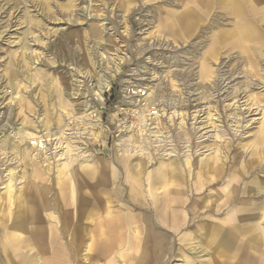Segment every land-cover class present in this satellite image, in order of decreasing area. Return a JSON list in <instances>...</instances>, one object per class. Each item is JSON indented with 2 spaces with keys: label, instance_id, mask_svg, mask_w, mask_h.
I'll return each instance as SVG.
<instances>
[{
  "label": "rangeland",
  "instance_id": "obj_1",
  "mask_svg": "<svg viewBox=\"0 0 264 264\" xmlns=\"http://www.w3.org/2000/svg\"><path fill=\"white\" fill-rule=\"evenodd\" d=\"M257 1L252 12L241 3L237 15L214 0H0L3 264H48L52 249L58 264H264V44L250 52L262 63L256 73L235 45L241 18L264 30V0ZM195 3L199 21L186 17ZM19 131L30 136L17 140ZM46 132L52 136L40 150L36 136ZM67 144L75 181L61 166ZM159 167L166 178L156 181ZM8 171L10 199L2 189ZM127 171L142 184L141 203L124 211L136 219L134 249H77L105 206L84 215L87 207L76 213L59 199L69 200L74 184L77 197L110 203L113 187L130 191ZM33 182L47 193L37 194ZM163 205L181 221H157L154 208ZM66 210L80 231L70 249L60 233ZM149 232L164 238L159 247Z\"/></svg>",
  "mask_w": 264,
  "mask_h": 264
},
{
  "label": "bare ground",
  "instance_id": "obj_2",
  "mask_svg": "<svg viewBox=\"0 0 264 264\" xmlns=\"http://www.w3.org/2000/svg\"><path fill=\"white\" fill-rule=\"evenodd\" d=\"M219 1H222L223 3H225V6H229L231 12H233L234 14H237V15H240L239 12H240L241 3L243 5H245V6H247L249 8L250 12L255 11V9L257 8V7H255L254 3H259L257 0H214V4L219 3ZM237 1L240 4H238ZM196 2H198V0H196ZM199 5H200L199 3H195L193 5L194 7L190 8V10H188V13H187L186 17H188V15H189L190 17L193 18L194 21H199L200 20L199 19V16H200V12L199 11L202 12L201 9H203ZM216 12L218 13V11H216ZM231 20H232V18L230 19V21ZM242 21H243V18H241V20H240V25L237 24V26H236V27L240 28L241 30H240L239 34L235 33V35H236V43H235V45H237V46L241 45V47H242L241 54L244 56L243 57L244 61L250 66V69L255 72V70H258L257 68L260 67L259 70L261 71V68H262L261 64L262 63H260L259 61L256 62L255 61L256 58L254 57L255 54L252 55L250 52H251L252 48L256 49L257 47H260V49H261L262 45L264 44V34H263L264 30L261 31L260 29H258L255 26V24H254L255 20H254V22H250L249 20H246V21L243 22V24H241ZM238 22H239V20H238ZM215 24H217V27L221 26V23L219 22V17L218 18L216 17V19H214V25ZM226 35L227 34L220 35L217 38H215L216 45H218L219 42H222V39ZM244 43H247V45H245ZM253 43H255V44H253ZM214 47H216V46H214ZM261 58L264 61V55ZM263 66H264V62H263ZM203 74L207 75V76L210 75V72H209L207 67L204 68ZM53 87H54V91H55V95H56V99H55L56 106L62 112H65L66 108L68 107V103L64 101V98L62 97L61 92H60L59 82L56 79L53 81ZM107 87H109V86L107 85ZM66 115H67V113H66ZM262 126H264V123L262 124ZM59 133L62 134V132H59ZM28 136H30V135L27 134L26 131H19L18 137L16 139L18 140L21 137H28ZM51 136L52 135H49L48 132H46L42 136H38V137L36 136V139L38 140V142L36 140L37 148H39L40 150L43 149L44 148V142L46 140H49L51 138ZM60 137H61V135H60ZM60 137H57L58 140H59ZM65 139H67V138H65ZM60 140H61V138H60ZM141 140H139V141H141ZM122 142H124V141H122ZM68 143L71 144V142H68ZM125 145H126V143H125ZM128 145H130V144H128ZM55 146H56V144H55ZM70 149H71V146L69 147L68 144L65 146V148H63V150H65L64 151L65 153H63V154L66 157L65 159H66L67 162H63L62 161L61 166L64 168L65 171H67V173H69L71 175L72 180L75 181V174L70 169V165L72 163H69L70 158H71V157H69V156H71L70 155V152H71ZM73 151H75V149ZM60 154H62V153H59L57 156L61 157L63 155V154L62 155H60ZM60 157H58L57 159H60ZM74 157L75 156H72V158H74ZM58 164H60V163H58ZM59 167H60V165L58 166V168ZM128 170H130V169H128ZM138 170H139L138 172L140 173L142 171V168H139ZM58 171L60 172V168L58 169ZM170 172H171V170H170ZM113 176H118V173L113 171ZM168 176H169V174H168ZM136 177H137V179H136ZM155 177L157 179L156 181H160V180H163V179L166 178L165 174L162 173L161 167L158 168V173L155 175ZM148 180H150L149 176L147 177L146 181H148ZM126 181L128 183L127 187H129V189H130V191H128V193H127V196L123 194V193H125V191H122V190L118 189L117 187H113V189L110 192H108L109 200H111L110 203L115 204V207H116L115 210L112 209L111 206H109L110 203L107 202V201L104 204L101 201L102 204L100 202L99 205H97L99 199L96 196L94 198L91 197V196H88V195L87 196L85 195L83 197H80V196L77 197V191H76V188H75L74 184L72 185V187L70 189L69 200L68 199L67 200L63 199L60 202V199H59L58 202L60 203L62 209L63 208L68 209L69 207H72L74 209L76 208V213H78V211L80 209L82 210V209L87 207V209L83 210L84 215L85 214L86 215H90L92 212L95 211L96 207H98V206L100 208H101V205L105 206L104 207L105 212H104L103 215L98 214V216L96 218L97 220H96L95 226L93 228H91V230H89V231L87 229H84V231H83V229L81 230V231L85 232L86 235H88V237H89L88 238V243H86L84 241L85 236H83L82 237V239H83L82 242L80 241V242H76L75 243V247L77 249H79L82 244H85L86 245L85 247H88V248H91V247L100 248L101 247V248H104V250L107 251V252L112 251L113 247H116L118 249H123V248H125L127 246L131 250L134 249V247H133V246H135L134 239H133V238H135L134 231H135V233H138L137 227L135 226V229L133 227V225L136 223V219H135V217H133L132 214H130V212H127L125 214L124 211L127 210V206H129V207L131 206L133 208L134 207V203H136V202L141 203L140 199L142 197V193H141L142 184H141L139 175H136V173H135V175H133V173H131L129 171H127ZM156 181H154V182L151 181V184H149V185L152 187L153 184L157 183ZM2 183L4 184L2 189L4 190V193L10 199L11 196H12V190H13V174H12L11 171L7 172L6 178L4 179V181H2ZM33 187L35 188V191H36L37 194H43V196H44L47 193V189H45V186H43L42 188L38 187L36 182H33ZM197 189H199V188H197ZM101 191H103V189ZM154 192H155V190H153V192L150 191L149 194L152 197V202L155 204V200L153 198V197H155ZM59 195H58V197H59ZM29 198L30 197H28V199H26V203L29 202V200H30ZM124 198L128 199V201L131 202L132 205L130 203H127V202L124 203L123 202ZM136 200H138V201H136ZM90 204H94V205L91 206ZM40 206L44 207L45 210L47 209L46 210L47 212L50 209V205L49 204L45 205V204L41 203ZM154 209H155V212H156V216L155 217L158 219L157 221H160V223H162L161 221H163L165 224H167V223L169 224V222H176L177 223L178 221H181L180 217L175 215V213H174L175 211H174L173 207L168 208L167 206L163 205V206H161V208L159 210L157 209V207H155ZM40 210H42V209H40ZM43 212H45V211H43ZM31 214H32V218L31 219L35 221L34 227H32V230L34 232L31 235H32V238L35 240V242L40 244L41 243V238H43L41 236L42 233H41L40 228L35 226V224L38 222L37 219H39V218H37L38 215L34 216L33 212H31ZM61 218L63 220V228H62L60 233H62L64 235L66 234V243H67L66 249H70V247L72 246V243L75 240V237L73 235L76 236V233H78V232L80 233L79 227L77 226L78 225V217L76 219L75 215L74 216L72 214L70 215L69 211L66 210L64 215H62ZM163 218H165V219H163ZM142 219H144V221H145V223L147 225L148 223L146 222L147 221L146 217L143 216ZM76 220H77V222H76ZM232 220H233V218L230 217V219H228V222H230ZM69 230L72 233V235L68 232ZM91 234H96L98 239H95L94 241H92V239H94V238H93V236ZM156 235H157V233L149 232L148 235L145 236V238L148 241L152 242L151 244H154L155 248L159 247L162 244L163 239H164V238H162V236L159 237V236H156ZM226 242H228V243H226ZM230 243L231 242H230L229 239H225V243H224L225 245L230 244ZM51 246H52V243H50V245H49V247L52 249ZM1 247H2V249L4 251H7L5 242H3L1 244ZM73 248H74V246H73ZM49 253H51V256L49 257V259H46L48 264H58V263H60L62 261L61 257L56 259V257L54 256V254H55V250L54 249H52L51 251L49 250Z\"/></svg>",
  "mask_w": 264,
  "mask_h": 264
},
{
  "label": "built area",
  "instance_id": "obj_3",
  "mask_svg": "<svg viewBox=\"0 0 264 264\" xmlns=\"http://www.w3.org/2000/svg\"><path fill=\"white\" fill-rule=\"evenodd\" d=\"M7 93H10V91H8ZM2 97L0 96V118L2 117L3 115V107H2Z\"/></svg>",
  "mask_w": 264,
  "mask_h": 264
},
{
  "label": "crops",
  "instance_id": "obj_4",
  "mask_svg": "<svg viewBox=\"0 0 264 264\" xmlns=\"http://www.w3.org/2000/svg\"><path fill=\"white\" fill-rule=\"evenodd\" d=\"M155 184H157V183H155ZM157 189H158V190H161V189H163V188H162V187H160V186H158V187H157ZM155 190H156V189H155ZM156 191H157V190H156ZM156 191H155V194H156ZM153 198L155 199V198H156V196H155V197H153ZM2 252H3V254H6L4 251H2ZM1 258H2V256H0V264H3V263H2V260H1Z\"/></svg>",
  "mask_w": 264,
  "mask_h": 264
}]
</instances>
